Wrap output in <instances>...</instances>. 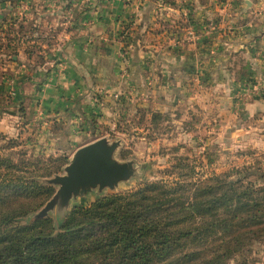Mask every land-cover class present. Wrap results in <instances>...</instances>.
<instances>
[{
	"label": "rangeland",
	"instance_id": "obj_1",
	"mask_svg": "<svg viewBox=\"0 0 264 264\" xmlns=\"http://www.w3.org/2000/svg\"><path fill=\"white\" fill-rule=\"evenodd\" d=\"M111 1L104 0V4ZM217 4H228L230 9L234 5L226 0ZM69 5L67 0H0V20L5 21H0V160L8 158L20 168L17 174L53 188L50 198L28 220L50 218L58 224L74 207L108 195L132 193L144 183H170L178 180L179 174L189 175L188 181L193 183L215 175L241 179L253 185L254 196L261 195L257 190L264 187V146L256 137L253 141H235L250 133L231 128L245 122V106L262 100L263 88L247 79L251 74L245 75L244 52L228 56L229 64L235 65L229 69L218 49L224 38L246 39L244 24L251 20L237 15L229 25L203 18L194 24L196 20L187 19V11L184 17L176 14L167 18L161 0H155V14L150 21L143 19L145 27L135 25L136 18L123 19L106 35L89 38V43L97 41L114 49V60H106L108 73L99 76L111 80L78 85L79 96L72 102L64 97L61 110L48 116L39 108L43 95H55L53 91L48 94L51 85L46 73L57 76L65 67L54 48L65 41L71 28L79 31L67 9ZM238 10L236 6L234 11ZM95 18L94 11L90 23ZM214 33L219 35L217 50L208 46ZM200 40L205 42L200 45L206 48L203 54L187 57L184 81L169 89L158 76L165 70L159 64L161 57L168 51L176 57L185 43ZM135 47L140 53V47L150 50V58L136 56ZM21 53L31 61L28 74L34 75L29 76L28 83L21 82ZM133 58L138 60L137 68L131 64ZM216 61L223 65L215 67ZM171 71H165L168 77ZM232 71L246 77L242 76L244 80L227 98L222 76ZM56 95L60 97L61 91ZM54 106L51 103L46 107ZM260 121L255 118L245 122L247 132L257 128ZM99 139L118 143L113 157L119 163H131L133 176L113 190H92L73 199L60 219L53 213L33 218L58 190L48 180L64 175L74 152ZM57 165L61 170L46 177L47 171ZM6 173L10 170L0 169V174ZM228 264H264V235Z\"/></svg>",
	"mask_w": 264,
	"mask_h": 264
},
{
	"label": "trees",
	"instance_id": "obj_2",
	"mask_svg": "<svg viewBox=\"0 0 264 264\" xmlns=\"http://www.w3.org/2000/svg\"><path fill=\"white\" fill-rule=\"evenodd\" d=\"M3 167L10 174H0V264H228L264 235V187L254 196L241 179L193 183L179 174L74 207L55 224L28 220L53 188L17 174L8 158Z\"/></svg>",
	"mask_w": 264,
	"mask_h": 264
},
{
	"label": "crops",
	"instance_id": "obj_3",
	"mask_svg": "<svg viewBox=\"0 0 264 264\" xmlns=\"http://www.w3.org/2000/svg\"><path fill=\"white\" fill-rule=\"evenodd\" d=\"M67 1L70 3L67 9L69 13L73 14V23L75 22L79 31L76 32L71 28L66 32L65 41L58 43L54 48L56 58L62 60V62L65 63V67L63 72L56 74L57 76H54L52 72L46 73L48 74L47 76H49L51 85L48 89L49 91L47 90L48 94L53 91L55 95H49L48 97H46L47 95H43L41 97L43 98V101H41V107L39 108L44 115L47 114L48 116L54 111L58 112V110H61L60 108L63 106L61 103L63 101L61 100L64 99V97L65 99H71L70 102H72L73 99L79 96V94L76 93L78 85H88L90 82L99 83L111 80L99 76L103 75V73H108V70L106 69V60H114V49L100 44L97 41L89 43V38H98L101 35H106L113 30L117 21L119 22L123 19L129 20L131 18H136L135 25H139V27L143 28L146 26L143 19L150 21L152 15L155 14L154 7H156L155 0H112L113 2L111 1L110 4H107L108 6L105 5L106 3L104 0H92V2H90V0ZM226 1L234 4L231 6V9L228 4H221L220 7H217L215 4L218 3V0H161V4L163 14H165L167 18L170 17V15L173 17L178 15L179 18L180 16L184 17L185 11H187V14L189 15L186 16L187 19L193 18L194 21L196 20L193 22L194 24L198 23V21H201L203 18L210 20L214 19L213 21H219L218 23L224 22L225 25L228 22L229 25L237 15H240L241 18L251 20L244 24L247 36L246 39L234 41V39L231 40L224 38L222 42L223 44L221 43L222 46L218 49L221 51L222 55L225 56L223 57L225 58V65L229 69L232 65H235L233 63L229 64L231 62V57L228 56H232L235 52H244V57H246L245 62L243 61L245 75L251 74V76H247V79L249 78L253 84H258L263 88L262 100L250 101L244 108L245 122L255 118L258 120L261 119V121L259 124H256L257 128L252 129L251 132H247L245 122L241 123L242 125L239 124L236 127L234 126L231 128V131L237 128V130L242 129L245 133H250L248 136H242L241 138L236 136L237 138L234 139L238 142H244L246 139L253 141V138L256 137L259 143L264 146V0ZM236 6L237 10H241L234 11ZM227 7L229 8L228 11L226 10ZM94 11L96 12V18L90 23V18L91 15L94 14ZM184 19L185 18L182 20ZM217 34L218 33H214V39L210 40V43H208V46L213 47L215 50H217L218 47L216 46L219 37ZM204 43V40L191 41L185 43L181 46L182 48L180 47V49H178V55L176 57H173L174 55L170 51L165 53L166 56L161 57L159 64L164 67L165 70L163 71L164 74L160 73L158 76L162 81H166L169 84V89L176 85L178 86L182 80L184 81L187 65L185 60L187 57L194 55L201 57L206 48L200 45H204ZM140 48L141 53L138 52V48H134L136 56L143 54L144 58L149 59L150 50L148 51V49L144 47ZM1 52H3V49H1ZM205 54L207 53L205 52ZM29 62L31 61L21 53V63L19 65L21 66V82L25 81L28 83L30 79L29 76L34 75L33 72L28 74ZM218 63V61L214 63L215 67L219 65ZM131 64H134L137 68L138 60L133 58ZM221 65L223 64L220 63L219 66ZM170 69L172 70L169 74L171 76L168 77L165 71ZM26 75H28V78L25 77ZM243 75L244 74H240L238 76L235 71H232L231 73L222 76V82L227 84V98L232 95V90L235 85L238 84L239 81L244 80L243 77L246 76ZM24 87L25 86H23V88ZM58 90L61 91L60 97L56 95ZM175 101H177V99H175ZM51 103L55 105L54 108H49L47 110L48 105ZM42 106L44 110L42 109ZM233 136L235 137V134H233Z\"/></svg>",
	"mask_w": 264,
	"mask_h": 264
},
{
	"label": "water",
	"instance_id": "obj_4",
	"mask_svg": "<svg viewBox=\"0 0 264 264\" xmlns=\"http://www.w3.org/2000/svg\"><path fill=\"white\" fill-rule=\"evenodd\" d=\"M117 148V142L99 139L76 150L64 168L65 174L48 180L58 190L33 218H44L53 213L60 219L73 199L92 190H113L119 183L129 180L133 176L132 165L114 159Z\"/></svg>",
	"mask_w": 264,
	"mask_h": 264
}]
</instances>
